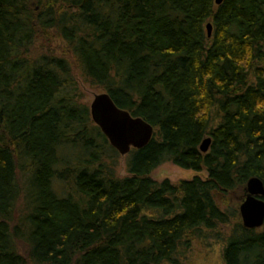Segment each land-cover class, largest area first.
I'll use <instances>...</instances> for the list:
<instances>
[{
	"label": "trees",
	"instance_id": "16d2710c",
	"mask_svg": "<svg viewBox=\"0 0 264 264\" xmlns=\"http://www.w3.org/2000/svg\"><path fill=\"white\" fill-rule=\"evenodd\" d=\"M47 32L71 59L29 54ZM78 79L154 127L123 176ZM165 162L206 177L153 179ZM251 176L264 0H0V264H182L209 238L224 264H264V222L229 202Z\"/></svg>",
	"mask_w": 264,
	"mask_h": 264
},
{
	"label": "water",
	"instance_id": "95a60500",
	"mask_svg": "<svg viewBox=\"0 0 264 264\" xmlns=\"http://www.w3.org/2000/svg\"><path fill=\"white\" fill-rule=\"evenodd\" d=\"M223 0H214L219 5ZM207 35L211 33L210 22L206 23ZM92 122L99 128L108 143L119 155H126L132 148L144 147L154 134V127L140 116L118 107L109 93L101 91L93 95L89 104ZM210 137L205 136L199 150H208ZM238 213L243 227L257 229L264 222V184L258 176H251L244 186V195L238 205Z\"/></svg>",
	"mask_w": 264,
	"mask_h": 264
},
{
	"label": "rangeland",
	"instance_id": "374dc122",
	"mask_svg": "<svg viewBox=\"0 0 264 264\" xmlns=\"http://www.w3.org/2000/svg\"><path fill=\"white\" fill-rule=\"evenodd\" d=\"M34 8L37 9V6H34ZM29 51V54L31 56H35L40 53H52L54 55L63 57L66 56L67 58H70L68 52L66 51L64 42L60 38L55 36V34L52 32H47L46 35L39 34L37 39H35L34 43L30 46ZM78 83L80 89V103L87 104V106L89 107L93 95L101 92L102 90L89 87L79 79ZM119 156L120 157L117 164V172L119 175L123 176L126 174L124 169V156ZM17 174L19 177L20 174ZM195 175L200 176L201 178H205L206 172L204 170L194 171L190 169H183L176 165H173L170 162L162 163L151 172V177L153 179L162 180L164 178H167L172 182H176L179 179H190ZM242 198L243 197L237 198L236 193H233L229 195V202L236 205L238 210V205ZM18 201V207H21L23 201L22 198H19ZM221 249V242L212 238L207 239L204 243L194 241L192 250L188 254L187 261L183 262L182 264H224L221 257ZM20 250H23V248H20Z\"/></svg>",
	"mask_w": 264,
	"mask_h": 264
},
{
	"label": "flooded vegetation",
	"instance_id": "af4514ba",
	"mask_svg": "<svg viewBox=\"0 0 264 264\" xmlns=\"http://www.w3.org/2000/svg\"><path fill=\"white\" fill-rule=\"evenodd\" d=\"M261 228V227H260ZM258 229V228H257Z\"/></svg>",
	"mask_w": 264,
	"mask_h": 264
}]
</instances>
